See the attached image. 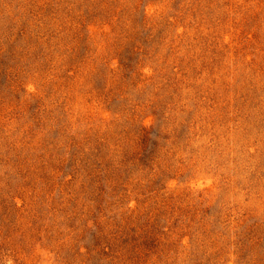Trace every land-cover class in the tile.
I'll return each mask as SVG.
<instances>
[{"label":"rangeland","instance_id":"1","mask_svg":"<svg viewBox=\"0 0 264 264\" xmlns=\"http://www.w3.org/2000/svg\"><path fill=\"white\" fill-rule=\"evenodd\" d=\"M0 264H264V0H0Z\"/></svg>","mask_w":264,"mask_h":264}]
</instances>
